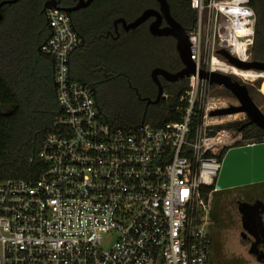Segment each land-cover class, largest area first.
I'll return each instance as SVG.
<instances>
[{
    "label": "built area",
    "instance_id": "1",
    "mask_svg": "<svg viewBox=\"0 0 264 264\" xmlns=\"http://www.w3.org/2000/svg\"><path fill=\"white\" fill-rule=\"evenodd\" d=\"M187 31L195 73L174 107L179 120L118 129L105 121L89 86L70 78L81 38L67 12L43 14L40 52L53 63L59 113L37 152L33 180H0V264H214L212 192L223 156L253 145L233 95L199 75L241 79L220 51L251 61L256 15L250 0H190ZM182 81V80H180ZM164 94V98L168 95Z\"/></svg>",
    "mask_w": 264,
    "mask_h": 264
},
{
    "label": "trees",
    "instance_id": "2",
    "mask_svg": "<svg viewBox=\"0 0 264 264\" xmlns=\"http://www.w3.org/2000/svg\"><path fill=\"white\" fill-rule=\"evenodd\" d=\"M2 1V0H0ZM139 13L152 0H132ZM171 15L188 31L196 20L190 0H167ZM130 0H94L91 22H75L81 43L69 59L70 78L89 86L102 118L118 129L140 123L159 126L177 121L174 107L185 81H161L168 96L157 104L150 69L178 71L181 63L173 43L149 34L145 24L119 39L105 36L117 16H126ZM43 0H17L0 8V180L36 178L37 152L59 113L53 85L52 60L39 48L50 31L42 12ZM256 15L251 59L264 61V0H250ZM93 7V8H94ZM123 48V49H122ZM125 48L127 50H125ZM236 78V77H235ZM238 79V78H236ZM221 94L231 95L227 90ZM241 123L225 126L239 128ZM243 137L264 142V131L251 124ZM212 222L219 224L216 214Z\"/></svg>",
    "mask_w": 264,
    "mask_h": 264
},
{
    "label": "water",
    "instance_id": "3",
    "mask_svg": "<svg viewBox=\"0 0 264 264\" xmlns=\"http://www.w3.org/2000/svg\"><path fill=\"white\" fill-rule=\"evenodd\" d=\"M16 1L17 0H2L0 1V8L4 4ZM81 1L83 0H80L73 8H61L56 6L54 0H46L42 6V12L46 9L57 7L60 10L69 13L72 10H76L79 7L89 4L92 0H86L84 3H81ZM155 1L158 3L157 10L145 9L139 14V16L128 23L125 22L124 18H117L113 22L114 26H116L118 22H121L126 30H133L143 24L149 17H154L155 19L148 26V32L150 35L154 37L171 36L175 39V50L182 67L178 71L172 73L160 67L152 69L150 78L156 86V96L154 99H143L150 104H157L161 99H164L159 75L162 76L165 81L174 83L195 73V65L190 59L187 30L170 14L167 0ZM162 19L167 22L165 27H160ZM220 53L238 68L253 69L264 72V61L251 60L242 62L228 55L226 52L220 51ZM199 75L206 79L210 85L216 84L227 90L239 102L238 106L212 111L211 115L244 112L247 118V124H253L264 131V113L253 102L246 84L240 83L230 75L217 72L199 71ZM239 129H242V127H239ZM261 181H264V142L232 148L225 153L217 177L216 187L223 189ZM248 205L249 204L242 203L239 208V212L242 215V228L246 232L248 231L247 225L250 222L247 212ZM250 252L254 253L252 250H250Z\"/></svg>",
    "mask_w": 264,
    "mask_h": 264
},
{
    "label": "flooded vegetation",
    "instance_id": "4",
    "mask_svg": "<svg viewBox=\"0 0 264 264\" xmlns=\"http://www.w3.org/2000/svg\"><path fill=\"white\" fill-rule=\"evenodd\" d=\"M45 1L46 0H43V3ZM54 1H55V4L57 7L73 8L79 3L80 0H54ZM85 1L86 0H83V1H81V3H84ZM152 1L154 2V3H152V5L144 6L141 9V11L139 13H137L136 4L132 0H130V4L125 7V9H126L125 11L127 13L126 16L120 15V16H117L116 18H114L112 21V27L110 29H106L105 36L111 37L114 39H119L123 35H129L136 28L133 30L132 29L126 30L121 22H118L116 24V26H114V24H113L114 20L117 18H124L125 22L128 23V22H131L132 20H134L137 16H139V14H141L145 9L157 10L158 9V3L155 0H152ZM93 5H94V0H92L89 4H87L85 6L79 7L76 10H72L73 12L70 11L68 13V15H69V18L71 19L73 25L75 24V22H85V21L91 22V20L93 21L92 17L95 14L94 13L95 7ZM154 19H155L154 17H149L143 23L146 25L147 30H148L149 24ZM166 25H167V22L164 19H162L161 23H160V27H165ZM165 38H167V39L169 38L171 40L170 42H172L174 44V50H175V39L171 36H166ZM125 50H127V49L125 48ZM175 53L177 56L176 50H175ZM177 58H178V56H177ZM181 67H182V65H181ZM160 68H163V69H165L171 73L176 72V71H170L164 67H160ZM152 69H150V71H149V77H150V73H151ZM159 79H160V81H162V80L165 81L162 78V76H160V75H159ZM234 79H236V78H234ZM236 80H238L240 83H243L239 79H236ZM151 82H152V80H151ZM165 82H167V81H165ZM169 83H172V82H169ZM161 86H162V83H161ZM246 86L248 88L249 95L251 96L253 102L259 107V103H258V100L255 98V95L253 93V89H251L247 84H246ZM155 88H156V86H155ZM155 90L157 91V89H155ZM254 90L256 92H259V93L262 92V90L259 89V87H254ZM155 96H156V93H155ZM154 98L144 97L143 99H154ZM249 125H251V124H247V119H246L244 122L241 123V125L239 127L243 128V127H246ZM261 182H255V183L247 184L248 187H250L252 189L249 192L245 190L248 188V187L244 188L245 185L229 187V188H226L225 190L230 192V193H228L229 194L228 195L229 201L231 202L232 206L237 210L238 215H239L240 226H241V230L239 232L240 233V240L242 242H244V247L246 248L248 254L251 255L257 262L263 263L264 262V190L263 189L259 190L258 188L255 190V187H254L255 185L258 186V183H261ZM242 203L249 204L247 212L249 215L250 222L247 225V227H248L247 232L242 228V222H241V216L242 215L239 212L240 204H242ZM250 250H252L254 253H251Z\"/></svg>",
    "mask_w": 264,
    "mask_h": 264
},
{
    "label": "rangeland",
    "instance_id": "5",
    "mask_svg": "<svg viewBox=\"0 0 264 264\" xmlns=\"http://www.w3.org/2000/svg\"><path fill=\"white\" fill-rule=\"evenodd\" d=\"M249 71H252L250 73L254 75L264 73L256 70ZM245 84H247L251 89H253L255 98L258 100L259 103V108L264 113V77H247V79L245 80ZM254 87H259L262 92H256L254 90ZM247 187L248 185H245L244 188ZM254 187L255 190L257 188L259 190H264V181L258 183V186L255 185ZM215 189V193L212 196V209L214 210V212L218 213V215H216V219L219 221V224L215 225L212 223L210 225L211 231L213 232V237L209 231L212 240V258L214 260V264H264V262H257L251 255H249L246 248L244 247V243L240 240L239 232L241 230V226L238 212L232 206L231 202L226 200L225 202H223L224 197L227 196V193L230 192L226 190H223V192L218 187H216ZM245 190L249 192L252 189L248 187Z\"/></svg>",
    "mask_w": 264,
    "mask_h": 264
},
{
    "label": "crops",
    "instance_id": "6",
    "mask_svg": "<svg viewBox=\"0 0 264 264\" xmlns=\"http://www.w3.org/2000/svg\"><path fill=\"white\" fill-rule=\"evenodd\" d=\"M216 181H217V179H216ZM215 188H216V183H215ZM225 189H226V188H223V189H221V190L223 191V190H225ZM215 190H216V189H215ZM226 191H227V190H226ZM223 192H224V191H223ZM214 193H215V191L212 192V196H213ZM227 194H228V193H227ZM225 195H226V194H225ZM228 195H229V194H228ZM228 195L224 197L223 202H225V200H226V201H229V196H228ZM212 201H213V199H212ZM229 202H230V201H229ZM212 207H213V202H212ZM210 212H211V213H214V214H216V215H218V213L214 212V210H213L212 208H211V211H210ZM210 216H211V214H210ZM210 220H211V223H210V225H211V224L213 223L211 217H210ZM210 225H209V229H208V230L210 231V233H211V235H212V237H213V232L211 231V227H210ZM211 235H210V236H211ZM211 260H212V262L214 263V260H213V258H212V255H211Z\"/></svg>",
    "mask_w": 264,
    "mask_h": 264
},
{
    "label": "bare ground",
    "instance_id": "7",
    "mask_svg": "<svg viewBox=\"0 0 264 264\" xmlns=\"http://www.w3.org/2000/svg\"><path fill=\"white\" fill-rule=\"evenodd\" d=\"M73 12V11H72ZM237 73H239L240 75L242 76H245V77H254V76H258V77H264V73H259L258 75H254L250 72L252 71H249V70H246V71H242V70H236ZM186 85V84H185Z\"/></svg>",
    "mask_w": 264,
    "mask_h": 264
}]
</instances>
